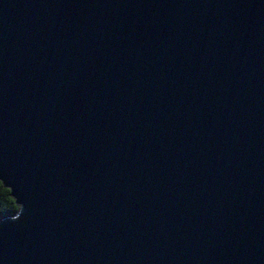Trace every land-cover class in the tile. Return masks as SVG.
Listing matches in <instances>:
<instances>
[{
	"label": "water",
	"instance_id": "1",
	"mask_svg": "<svg viewBox=\"0 0 264 264\" xmlns=\"http://www.w3.org/2000/svg\"><path fill=\"white\" fill-rule=\"evenodd\" d=\"M0 264H264V0H0Z\"/></svg>",
	"mask_w": 264,
	"mask_h": 264
},
{
	"label": "trees",
	"instance_id": "2",
	"mask_svg": "<svg viewBox=\"0 0 264 264\" xmlns=\"http://www.w3.org/2000/svg\"><path fill=\"white\" fill-rule=\"evenodd\" d=\"M17 209L18 206L14 198L10 195V189L5 188L0 182V218L11 215Z\"/></svg>",
	"mask_w": 264,
	"mask_h": 264
}]
</instances>
